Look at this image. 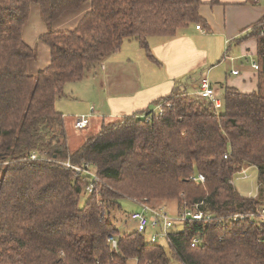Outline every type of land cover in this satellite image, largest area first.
Returning <instances> with one entry per match:
<instances>
[{
  "label": "trees",
  "instance_id": "obj_1",
  "mask_svg": "<svg viewBox=\"0 0 264 264\" xmlns=\"http://www.w3.org/2000/svg\"><path fill=\"white\" fill-rule=\"evenodd\" d=\"M202 3L0 0V264H264V17L236 39H256L257 88L226 87L218 111L184 82L152 107L102 123L70 151L55 108L69 97L67 82L91 74L124 41H137L153 59L148 37L172 36L188 23L207 26ZM32 4L46 24L88 4L72 29L39 36L49 61L35 73L28 71L35 51L22 37ZM66 162L96 175L93 193L84 194L90 174ZM245 165L257 171L255 196L233 185ZM124 198L174 200L179 209L198 204L202 219L173 225L150 243L145 233L115 226Z\"/></svg>",
  "mask_w": 264,
  "mask_h": 264
},
{
  "label": "crops",
  "instance_id": "obj_2",
  "mask_svg": "<svg viewBox=\"0 0 264 264\" xmlns=\"http://www.w3.org/2000/svg\"><path fill=\"white\" fill-rule=\"evenodd\" d=\"M202 2L199 15L206 21L207 26L188 23L172 36L148 37V47L153 59L146 55L137 41L126 40L97 65L91 74L82 80L72 81L85 82L79 89L67 93L69 97L64 99L71 98L74 103L85 101L89 110L81 109L77 112L80 114L77 118L81 115L87 117V125L83 128L74 127L76 117L70 124L68 117L63 114L66 132L67 128L84 130L91 125L99 130L105 121L110 122L152 107L156 99L168 95L177 84L185 82L190 94L196 90L198 80L205 76L220 99L226 87L240 92L255 90L258 71L251 64L255 61L260 67L256 55V39L250 38L240 43L236 39L249 32L248 28L264 17V0H216L214 4L209 3L211 0ZM33 9L31 5L29 18L22 29L23 40L28 45L24 33L32 38V42L36 40L40 45V53L35 55L36 59L34 56L28 62L30 73L45 67L49 61V48L39 40V36L46 32V29L41 31V26L44 27L43 20L40 22L34 19L30 27L25 29ZM87 10L88 4H85L77 11L62 14L54 21L56 26H51L50 29L60 30L67 29L66 26H76ZM34 26L38 31L32 30ZM218 57L220 60L213 63ZM232 70H237V74H232ZM88 87L85 92L84 89ZM84 95L93 96L94 101L88 102ZM58 111L61 112V109ZM90 113L97 116L94 119L89 118Z\"/></svg>",
  "mask_w": 264,
  "mask_h": 264
},
{
  "label": "rangeland",
  "instance_id": "obj_3",
  "mask_svg": "<svg viewBox=\"0 0 264 264\" xmlns=\"http://www.w3.org/2000/svg\"><path fill=\"white\" fill-rule=\"evenodd\" d=\"M32 6L34 8L33 9L34 11L32 12L30 22L25 29L30 27L31 22H33L34 19H37L41 22L40 11H39L38 6L35 4H32ZM80 12H82V10L79 11L78 13H80ZM36 25H37V23H36ZM43 25H44V27L41 26V31L45 30V29L47 31L48 29H50L51 26H56V23H54V21L51 24H46L44 22ZM74 26L75 25L66 26V27H67V29H72ZM33 29L35 31H38V28L36 26H34L32 28V30ZM24 37H25V40L29 43V45L34 49L35 55L37 56V54L40 53V49H39L40 45H38V42H36V40H35V42H32L31 41L32 38H28L25 33H24ZM130 40H132V39H130ZM225 52H226V50H225ZM36 56H35V59H36ZM218 60H220L219 57L216 60H214L213 63H216ZM209 75L212 76V74H209ZM83 82H85V81L76 82V83L75 82L67 83L65 88H64L65 93L67 94V93H70V91H73L74 89H76V90L79 89V86H82L84 84ZM88 89H89V87L87 89H84V91L86 92ZM92 95H94V94H92ZM190 95L193 97L194 96L193 92L190 93ZM84 98L88 102L94 101L93 96H91V95H84ZM98 102H99V100H98ZM55 105H56L57 110L61 109V112H63V114L68 117V119L70 120V124L73 123V119L75 117L77 118V115H80V114H77V112H79L81 109L89 110L87 102L83 101L80 103H74L73 101H71V98H68L67 100L64 98H59L56 100ZM96 116H97V114H95L93 116L92 113H90L89 118L94 119ZM107 122H109V121H105L103 123H107ZM91 126L87 127L84 130L73 129L72 127H71V129L67 128L68 148L70 151H73L74 149H76L88 137H90L91 135L95 134L98 131V129L96 130L95 127H93V125H91ZM233 185L235 186V188L238 190V192L240 194L246 195V196H255L257 193L258 186H259L258 182H257V171H256V169L254 167H250V166L245 165L244 168L242 169V172L238 173L236 175V177L233 179ZM147 205L153 206V207H163L164 210L167 211L168 215H171V216L176 215L177 212L179 211V205L174 200L167 201L166 203L161 204V205L160 204H152V203H149ZM140 209H141V203H138V202L131 200V199H126V198L121 199L120 200V208L116 209L113 213L115 221H113V220L112 221L114 222L115 226L121 232L122 231H128V232L133 231V230H135V222L129 218V214L132 211L140 210ZM174 225H176L177 228H180V227H182V222L176 221V222H174ZM150 234H151L150 232L146 233V240L147 241H149ZM160 242H161V240H160ZM127 264H136V261H135V259H129L127 261Z\"/></svg>",
  "mask_w": 264,
  "mask_h": 264
},
{
  "label": "built area",
  "instance_id": "obj_4",
  "mask_svg": "<svg viewBox=\"0 0 264 264\" xmlns=\"http://www.w3.org/2000/svg\"><path fill=\"white\" fill-rule=\"evenodd\" d=\"M199 28V26H196ZM252 68L255 71L259 70V65L257 62H252ZM232 74H237V70H232ZM193 97L199 99L203 102H209L213 105L215 110H220L222 107V100L216 96L214 90L211 86L208 78L201 77L198 80L197 88L193 92ZM155 111L161 113V108L157 106ZM87 125L86 115H81L75 120V128H83ZM66 166H69L76 170L77 172H87L86 169L79 167L77 165H72L68 162L64 163ZM87 166V165H86ZM88 173V172H87ZM91 176L90 183L85 187L84 194L90 195L94 191V182L97 179L94 173H88ZM195 181L203 182L204 177L202 175H197L193 178ZM129 218L135 222V230L139 233L150 232L149 242L150 243H159L160 238H163L167 235V232L173 227L174 222L176 221H187V220H201L202 212L198 209V204H195L193 207H185L179 209L176 215H168L167 211L163 207H152L147 204L141 203V209L132 211L129 214ZM107 241L112 249H116V239L112 236L107 238ZM199 242L197 237H194L191 240V246L194 247ZM100 264V263H96Z\"/></svg>",
  "mask_w": 264,
  "mask_h": 264
}]
</instances>
